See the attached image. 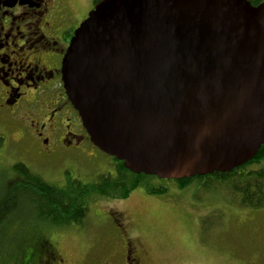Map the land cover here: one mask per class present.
<instances>
[{"label":"water","instance_id":"obj_1","mask_svg":"<svg viewBox=\"0 0 264 264\" xmlns=\"http://www.w3.org/2000/svg\"><path fill=\"white\" fill-rule=\"evenodd\" d=\"M61 76L92 145L131 173L230 172L264 144V0H101Z\"/></svg>","mask_w":264,"mask_h":264},{"label":"rangeland","instance_id":"obj_2","mask_svg":"<svg viewBox=\"0 0 264 264\" xmlns=\"http://www.w3.org/2000/svg\"><path fill=\"white\" fill-rule=\"evenodd\" d=\"M65 2L71 9L67 25L75 28L94 0ZM15 117L16 120L0 114V201L6 180L17 175V163L58 187L72 180L92 185L104 174L116 175L112 157L92 147V143L66 150L52 143L48 152L43 143L23 138L19 119L26 116L20 113ZM261 168L264 169V160L250 167ZM147 183L167 190L152 195L141 185L124 199L91 193L86 199L85 217L67 225L39 219L27 197L21 196L15 203L10 193L11 211L0 232V264H18V251H26L24 264H49L50 250L60 255L65 264H91L102 257V249L112 250L119 244L112 212L127 216L131 235L145 250L144 264H264V207H243L227 191L206 189L196 182L180 189L174 181L153 176Z\"/></svg>","mask_w":264,"mask_h":264},{"label":"flooded vegetation","instance_id":"obj_3","mask_svg":"<svg viewBox=\"0 0 264 264\" xmlns=\"http://www.w3.org/2000/svg\"><path fill=\"white\" fill-rule=\"evenodd\" d=\"M100 1L94 0L88 13ZM70 14L65 0H0V114L14 120L25 115L19 119L23 138L43 143L48 152L52 143L66 150L90 142L62 83V59L83 22L69 27ZM110 217L119 244L102 249L91 264H144L145 250L131 235L127 216L112 212ZM48 254L49 264H65L55 251Z\"/></svg>","mask_w":264,"mask_h":264},{"label":"trees","instance_id":"obj_4","mask_svg":"<svg viewBox=\"0 0 264 264\" xmlns=\"http://www.w3.org/2000/svg\"><path fill=\"white\" fill-rule=\"evenodd\" d=\"M247 1L252 6H258L263 0ZM112 160L116 164V175L104 174L98 177V180L92 185L72 180L62 187L43 181L39 175L22 163L15 164L14 169L17 175L12 180H6L4 198L0 201V232L4 230V223L11 211L9 205L13 201L17 203L21 196L27 197L31 201L39 219L54 225H67L70 222L82 221L88 210L86 199L91 193L107 198L124 199L141 185L145 187L147 193L152 195L166 192V187H155L147 183V179L153 176L131 173L123 166V162L117 161L115 158ZM262 160H264V144L253 159L230 172L170 181H174L180 189L194 182L203 185L206 189L217 187L227 191V194L234 197L239 205L258 209L264 207V169H250V167ZM10 193L13 194V197L15 196V200L12 202L9 199ZM7 206L9 209L5 211ZM25 255L26 251L24 253L18 251L16 261L20 259L21 264H24Z\"/></svg>","mask_w":264,"mask_h":264}]
</instances>
